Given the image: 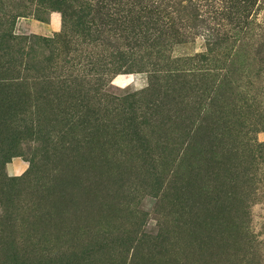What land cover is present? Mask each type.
I'll list each match as a JSON object with an SVG mask.
<instances>
[{
    "label": "rangeland",
    "instance_id": "1",
    "mask_svg": "<svg viewBox=\"0 0 264 264\" xmlns=\"http://www.w3.org/2000/svg\"><path fill=\"white\" fill-rule=\"evenodd\" d=\"M0 264H264V0H0Z\"/></svg>",
    "mask_w": 264,
    "mask_h": 264
}]
</instances>
